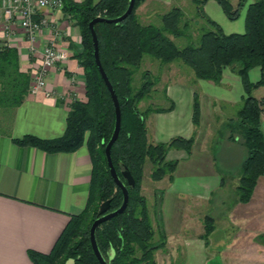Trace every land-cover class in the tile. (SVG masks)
<instances>
[{"label": "trees", "instance_id": "16d2710c", "mask_svg": "<svg viewBox=\"0 0 264 264\" xmlns=\"http://www.w3.org/2000/svg\"><path fill=\"white\" fill-rule=\"evenodd\" d=\"M147 0H136L133 13L119 24L97 23L100 61L119 99L122 115L121 131L111 150L112 161L120 180L127 185L123 172L127 169L135 180L128 187L129 205L126 211L103 223L96 231V240L102 257L108 264H156L155 254L167 248L168 237L157 216L155 230L148 206L142 193L144 166L149 161L153 168L150 178L159 183L173 182L178 160H169L170 150L191 155L194 138L176 137L167 143H152L148 139L147 119L150 114L167 113L169 108L140 109V103L157 91L161 81L149 70L141 72V82L135 87V76L141 70L145 56L158 61L159 68L169 69L179 63L188 66L197 80L219 85L224 70L230 67L241 79L244 96L236 118L229 120L228 139L241 143L247 150L242 175L237 187L238 202H251L260 178L264 177V97L257 99L254 92L264 87V0H215L226 17L235 21L246 8L245 32L226 34L222 27L205 11L210 0H191L196 16L204 22L199 34L191 31L185 13L174 6L160 16L156 23L143 24L137 10ZM129 0H83L80 3L64 0L63 12L76 21L81 33L82 52L76 56L84 69L86 101L75 100L66 119V131L58 139L46 140L27 135L16 139L22 147H34L47 153H73L87 146L92 161L89 197L86 208L70 221L49 254L28 251L33 264H101L90 240L92 224L99 217L101 205L110 201L111 211L123 203V192L111 175L105 148L110 141L116 122L113 98L97 67L90 23L98 18L115 19L122 16ZM176 39H186L183 48ZM193 40L195 42H193ZM18 51L8 46L0 48V109L20 106L29 93L31 78L20 71ZM239 64V66H237ZM166 65H170L166 67ZM261 69L257 83L250 80V71ZM167 90V89H166ZM192 121L200 125L201 108L197 93L194 95ZM158 210L164 195L155 192ZM215 230V221L207 216L204 233L205 245ZM158 235V240L156 236Z\"/></svg>", "mask_w": 264, "mask_h": 264}, {"label": "crops", "instance_id": "0c3cea01", "mask_svg": "<svg viewBox=\"0 0 264 264\" xmlns=\"http://www.w3.org/2000/svg\"><path fill=\"white\" fill-rule=\"evenodd\" d=\"M73 1L80 3L83 0ZM213 1L206 4L205 10ZM41 16L49 20L50 26L41 33L36 42V53H32L20 26L13 25L11 36L4 37L6 23L3 0H0V48L8 46L18 51L21 72L32 78L42 52L50 45L70 56L68 61L57 64L48 72L50 97L28 93L20 106L0 109V264H33L28 257L29 250L49 254L70 217L86 208L89 197L92 161L86 145L73 153H47L15 143L16 139L27 135L46 140L62 137L72 103L86 101L84 69L76 58L82 52L76 21L63 11L44 10ZM249 76L257 83L261 79V69L254 68ZM199 81L195 82V89L184 90L170 85L166 92L174 102L173 110L155 114L156 120L153 124L150 121L151 128L148 126V139L152 143H167L176 137L194 138L191 155L174 149L169 151L168 159L178 160L179 164L173 182L167 179L164 188L156 189L163 190L164 195L158 210L154 204L153 215H159L168 245H184L186 264L192 261H200L199 264H264V177L260 178L248 204L239 203L234 190L233 201L227 209L229 227H226L234 228V234L229 235L217 216L210 215L215 195L225 187L226 176L218 170L217 161L221 159L228 163L235 152L231 154L236 142L228 139V122L236 118L230 115V110L241 104L244 96L241 79L228 67L219 85ZM261 89L264 87L254 94ZM195 93L201 108L198 127L192 121ZM263 97L264 93L256 98ZM176 100L185 104L186 113L184 106L178 105ZM189 106L192 111H188ZM178 121L185 125L180 126ZM262 130L264 133V116ZM216 146L221 147L220 153H215ZM226 196L224 192L219 195L221 205L225 204ZM207 209V213H202ZM201 213L204 219L210 216L215 221L208 246L200 238L204 225L195 221L197 217L201 218ZM193 229L196 233L190 235ZM219 232L223 236L216 243L213 239Z\"/></svg>", "mask_w": 264, "mask_h": 264}, {"label": "rangeland", "instance_id": "374dc122", "mask_svg": "<svg viewBox=\"0 0 264 264\" xmlns=\"http://www.w3.org/2000/svg\"><path fill=\"white\" fill-rule=\"evenodd\" d=\"M230 1L232 2V4H234L235 7L237 6L238 0H230ZM251 1H254V0H250L249 2ZM211 4L212 5L209 6L205 11L212 20L217 22L222 27V29L224 30L226 34L245 32L246 8H243L240 11V16L237 20L231 21L225 16L222 8L218 5V3H216V1H213V3ZM174 6H179L183 9L185 13V20L190 23L191 31L195 34L194 40H196L197 39L196 37L199 34V30L204 25V22L201 21L196 16L195 6L193 5L191 0H151V1L147 0L137 10V13L139 14L140 20L143 24L156 23V21L158 20H156L157 18L154 17L155 15L158 14L160 16L161 14H164L167 11H169V9ZM194 40L193 42H195ZM187 43L189 42L186 41V39H178V40L176 39V44L180 48H183L186 45H188ZM150 60H154L157 63L160 62L152 57L145 56L142 61L141 70L135 76V83H134L135 87L139 86L141 82V72L145 70H149L156 77L159 76L161 81L157 84V91H155L150 96L149 99L143 100L140 103V109L142 111H145L149 107L164 108V109L169 108L171 105V102L170 100H167V96H166L167 90L166 89L170 85H173V86L175 85L176 87L183 88L185 90V89H195L197 87V84H195V82H201L195 78L194 72L186 65H184L183 67L179 63H176L171 68L164 69V68H159L158 64H155V62L154 63L149 62ZM169 66L170 65H166V67H169ZM237 66H239V64ZM179 79L181 80L178 81ZM263 93H264V89H261L260 91L256 92L254 96L259 97ZM176 101L178 105H180L181 107L184 106V112L186 113L187 110L185 108V104L183 105L182 102L179 100H176ZM240 106L241 104L237 105L236 108L231 109L230 115H232L233 117H236ZM188 111H192L190 106L188 108ZM155 118H156L155 114H150L148 116L147 127L148 126L150 127V121H152V124H153V120ZM184 118L186 119V117ZM188 118L189 116H187V119ZM183 121H178L177 123L180 126L182 125L184 126L185 124ZM237 140L238 142L234 143V147H233L234 149L232 150L231 154H233L234 150L235 152L233 154V157L232 155L231 157H229L230 159L228 160V163L226 161H221V159L217 161L218 170H220L226 176L225 187L222 189V192H224V194L227 196L224 198L226 200L225 204L221 205L219 203V200H220L219 195L222 194V192L216 194L214 197L213 203H212L213 212L210 213L211 216H217L219 224H221L223 228L225 227V231L229 235L234 234L235 231H234V228H231V227L226 229V227H229L227 223L228 222L227 221V218H228L227 209L229 205H231V202L233 201L234 190L237 195V187L239 184V181H237V179L239 180V178L242 175V166L248 155L246 148L241 143V137H239V139ZM216 145L220 146L221 144H216ZM217 147L218 146L215 147L216 154L222 151L221 147H218V148ZM152 168H153L152 164L149 161H147V163L144 166V179H143L142 193L148 200V206H149L150 214L153 220V225L155 227V230L157 231L158 229L157 228L158 227L157 216L153 215V211L155 209L154 204H155V199H156L155 191L158 188H164L167 185L168 181L167 179H165V181H163L160 184H156L155 182H153L152 179L150 178ZM207 211H209V209L203 210L202 213H207ZM202 213H201V218L197 217L195 221L197 222L201 221L202 225H204L205 219L203 218ZM203 229L204 228L202 226V234L204 233ZM194 233H196V230L193 229L192 232H190V235ZM222 236L223 234L219 232L217 235H215L213 239L214 242L219 243V240L222 238ZM156 240H158V235L156 236ZM186 256H187V253H186V248L184 247V245H178V244L168 245L167 244V248L165 250L158 251L155 254V260H156V264H186V261H187ZM212 260L213 259L211 258L210 261ZM199 263L200 261H192V263L190 264H199Z\"/></svg>", "mask_w": 264, "mask_h": 264}, {"label": "built area", "instance_id": "2783aa9c", "mask_svg": "<svg viewBox=\"0 0 264 264\" xmlns=\"http://www.w3.org/2000/svg\"><path fill=\"white\" fill-rule=\"evenodd\" d=\"M64 0H3L5 17L4 37L11 36L13 25H18L24 31L30 43V50L36 53V42L41 33L49 28V20L41 16L44 10L62 11ZM70 58L68 52L59 50L54 45L47 46L42 52L40 64L31 78L29 95L44 94L50 97L47 91V75L50 69Z\"/></svg>", "mask_w": 264, "mask_h": 264}, {"label": "water", "instance_id": "95a60500", "mask_svg": "<svg viewBox=\"0 0 264 264\" xmlns=\"http://www.w3.org/2000/svg\"><path fill=\"white\" fill-rule=\"evenodd\" d=\"M135 4H136V0H129V5H128L126 12L118 18L105 19V18L98 17L90 23V30H91L92 37H93L95 61H96L97 67L99 69V72H100L103 80L105 81V84H106V86H107V88H108V90H109V92L113 98V102H114V106H115V110H116L115 129H114V132H113V135H112L110 141L108 142V144L105 148V155L107 158V163H108L111 175L113 177V180L116 183V185L123 192V203H122L121 207L116 211H111L110 201L103 203L101 205V208H100L99 217L94 221V223L92 224V227H91V231H90L91 245H92L93 251H94L97 259L99 260V262L101 264H108V263L104 260V258L101 255V252L99 250L97 240H96V231L103 223L123 214L126 211L128 205H129L128 187H134L135 186V180L132 177L131 173L126 169L122 173L124 179L127 182V185H125L120 180V178H119V176L115 170L113 161H112L111 150H112V147L114 146V144L116 143V141L118 140V137H119V134L121 131L122 115H121V107H120L119 99H118V97L115 93V90H114L106 72L104 71V68H103L101 61H100L99 41H98V36L96 34V31H95V25L97 23L119 24V23L125 21L133 13L134 8H135Z\"/></svg>", "mask_w": 264, "mask_h": 264}]
</instances>
